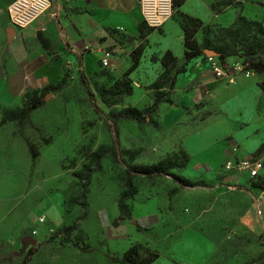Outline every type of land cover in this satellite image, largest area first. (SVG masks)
<instances>
[{"label":"rangeland","instance_id":"rangeland-1","mask_svg":"<svg viewBox=\"0 0 264 264\" xmlns=\"http://www.w3.org/2000/svg\"><path fill=\"white\" fill-rule=\"evenodd\" d=\"M10 1L1 4V28L12 40L17 36L23 48L34 50L39 40L31 27L38 26L43 14L29 26L8 32L6 8ZM229 1L242 6L237 0H209L210 8L219 12ZM176 8L173 5L170 18L178 12L184 51L182 26L187 16L199 18ZM260 9L263 15L264 5ZM199 20L209 25L212 43L221 44L222 26ZM140 26L135 37L119 36L131 59L121 73L101 66L98 60L96 70L86 73L80 54H75L74 63L62 60V73L50 84L65 76V85L48 90L42 98L44 104L32 111L23 126L15 121L0 124V264H121L113 258L122 257L131 246L157 253L151 264H264L262 207L250 187L224 184L219 170L193 176L184 163L160 176L138 175L134 178L136 193L127 200L133 219L117 227L111 224L125 189V164L114 161L110 153L96 163L94 154L118 140L120 158L125 162L151 165L181 149L162 147L165 131L158 123L159 107L153 116L156 126L122 118L115 123L110 120L111 114L124 107L150 105L158 92L164 96L173 93L168 86L152 87L162 72L160 60L167 51L161 26L153 28L143 21ZM254 35L251 31L243 37ZM201 37L199 30L195 35L199 44ZM4 40L0 36L2 47L7 45ZM224 42L236 44L238 54L232 58L241 56L239 43L228 38ZM135 57H139L138 63L131 69ZM81 71L89 80L99 112L80 82ZM125 84L132 92L118 95ZM101 91H105L107 102L121 98L108 105ZM25 105V96L9 93L1 76L0 119ZM173 175L190 183L180 186ZM41 215L44 223L38 222ZM148 218L152 224L143 226ZM73 224L70 238L84 250L64 239L63 228ZM54 232L58 234L52 237Z\"/></svg>","mask_w":264,"mask_h":264},{"label":"crops","instance_id":"crops-1","mask_svg":"<svg viewBox=\"0 0 264 264\" xmlns=\"http://www.w3.org/2000/svg\"><path fill=\"white\" fill-rule=\"evenodd\" d=\"M8 1L0 0V8ZM237 1L241 2L240 8L228 5L214 12L209 0H185L175 11L198 17L205 23L216 21L221 26L230 25L239 11L264 25L260 9L264 1ZM177 13L161 26L162 41L166 50L182 58ZM42 16L38 26H32L31 30L36 29L38 40L39 33L46 39L48 48L39 40L34 50L23 48L21 41H16L17 36L12 40L3 32L0 21L1 40L5 39L4 45L7 44L0 46V77L3 76L9 93L22 96L50 85L62 73V60L74 63L78 53L89 74L96 70L105 48L112 50L110 69L121 73L130 65L129 51L119 43V36L132 38L140 33L138 0H52ZM16 29L9 21L6 30ZM228 58L226 63L236 59L230 57L228 62ZM261 58L264 61V54ZM171 99L172 104L161 103L158 110V123L165 131L162 147L183 148L193 176L219 170L224 184L250 187L264 216V183L252 187L246 173L237 176L223 170L227 159L256 157L264 162V71L252 70L249 76L237 74L230 82L215 77L207 57L200 55L176 74ZM260 175L264 181V167ZM151 224L148 218L143 226Z\"/></svg>","mask_w":264,"mask_h":264},{"label":"trees","instance_id":"trees-1","mask_svg":"<svg viewBox=\"0 0 264 264\" xmlns=\"http://www.w3.org/2000/svg\"><path fill=\"white\" fill-rule=\"evenodd\" d=\"M185 0H173V5L175 7H179L183 4ZM228 5H231V2H224ZM212 7L216 8V4L214 3ZM141 24V23H140ZM183 29V45L184 51L182 56V61L180 62L178 57H176L170 50H167L163 53L161 57V66L162 72L158 76V78L152 83V87L156 89H162L168 86L171 90H173L175 84L176 74L185 70V66L187 63L200 55L206 57V51L214 52L215 56L221 61V63L226 64L227 57H232L235 54H238V50L234 47H237L236 44L229 45V42H224L227 38L232 42H237L240 44V49L242 53L241 56L237 57L244 61H246L254 71H264V61L261 56L264 54V25L262 22L254 19H248L241 12H237L234 21L228 26H222L223 39L222 43L219 45L213 44L210 39V30L208 24H203L199 19L187 16V22H185L182 26ZM201 30V44L195 39L196 33ZM139 31H141V26L139 25ZM254 32V36L252 38H245L243 35L247 32ZM38 38L41 41L43 47L48 48V44L46 39L39 33ZM138 58H134V62L130 67L133 69L137 63ZM80 82L86 89L88 98L91 102L92 107L96 112H99V108L95 103L94 92L91 89L90 83L84 72H79ZM66 83V77L64 76L57 84L47 85L42 89L28 91L24 94L27 105L22 107L19 111L14 114L2 117L0 119V124H4L7 121H15L20 126H23L24 123L29 119L30 114L35 109L39 108L44 104L42 100L44 94L49 90H57L62 88ZM132 92V87L130 85L125 84L123 87L119 89L118 95L121 94H130ZM37 93H39V98L37 99ZM102 99L107 102L105 91L100 92ZM121 97L118 99L111 100L107 102L108 105L116 104ZM161 103L172 104L173 100L171 96H164L163 93L158 92L155 94L153 101L150 105L139 109L134 106L124 107L119 110L116 114L110 115V120L115 123L118 119H128L134 120L137 123H150L154 126L158 125L157 122L153 119L154 114L157 112L158 107ZM117 131V129L115 130ZM114 145H111L109 148L94 154V159L96 163H99L101 157L106 153H110L116 162H121L125 164V189L121 193L120 197L117 200V209L118 215L115 216L111 224L115 227L119 226L125 220H131L132 212L128 206L127 200L133 198L136 193V188L134 185V178L138 175H143L147 178H152L156 176H160L162 174L167 173L170 169L176 167H183L188 162V154L186 151L181 148L179 151L172 154V156L166 160H159L158 162L151 165H142V164H129L125 162L124 159L120 158V151L118 149V140L114 141ZM32 158L35 157L34 152L30 148ZM181 162V163H179ZM86 180L90 177V172L86 173ZM175 180L180 186H185L190 183V180L173 175ZM252 187H261L263 186V176L259 175L256 178H250ZM83 184V183H82ZM85 185V183L83 184ZM73 225H68L63 228L65 233L64 239L66 241H72L70 238V232L74 229ZM137 229L139 227L137 226ZM58 232H54L52 237L56 236ZM264 235V234H263ZM264 238V237H263ZM72 243L78 248L84 250V247L79 246V244L75 241ZM158 257V254L155 252H151L147 249H140L136 246L129 247L122 255V257H114L113 259L121 264H151V262Z\"/></svg>","mask_w":264,"mask_h":264},{"label":"built area","instance_id":"built-area-1","mask_svg":"<svg viewBox=\"0 0 264 264\" xmlns=\"http://www.w3.org/2000/svg\"><path fill=\"white\" fill-rule=\"evenodd\" d=\"M52 0H11L7 6V14L10 24L14 28L22 29L36 20L51 5ZM141 18L148 26L156 28L167 21L173 12V0H138ZM112 50L105 48L100 58V63L104 67H110ZM211 70L215 77L226 78L232 82L234 76L243 74L249 76L252 69L246 61L236 58L231 63L223 64L215 56H206ZM264 162L260 158L246 157L238 159H227L223 163V170L234 175L246 173L249 178H256L263 169ZM260 211H258L259 213ZM45 216L38 217L39 223H44ZM264 234V233H263ZM264 237V235H263ZM190 264V263H182Z\"/></svg>","mask_w":264,"mask_h":264},{"label":"water","instance_id":"water-1","mask_svg":"<svg viewBox=\"0 0 264 264\" xmlns=\"http://www.w3.org/2000/svg\"><path fill=\"white\" fill-rule=\"evenodd\" d=\"M206 55H207V56H210V55H215V54H214V52L207 50V51H206Z\"/></svg>","mask_w":264,"mask_h":264}]
</instances>
